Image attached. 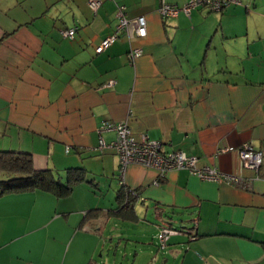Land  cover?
Masks as SVG:
<instances>
[{"label": "crops", "instance_id": "obj_1", "mask_svg": "<svg viewBox=\"0 0 264 264\" xmlns=\"http://www.w3.org/2000/svg\"><path fill=\"white\" fill-rule=\"evenodd\" d=\"M88 1L0 0V148L29 152L35 169L61 179L82 170L63 196L38 187L0 195V264H111L116 220L149 211L179 230L173 245H159L172 264H264V24L255 21L264 0L174 16L161 15V3L187 0H99L95 11ZM120 7L145 17L146 35L120 34L95 52ZM131 45L141 48L134 63ZM106 121H127L134 137L245 185L136 162L121 184L116 133L99 129ZM244 142L262 153L257 173L241 164ZM122 185L135 192L133 218L117 209ZM149 258L168 262L150 252L135 264Z\"/></svg>", "mask_w": 264, "mask_h": 264}, {"label": "built area", "instance_id": "obj_2", "mask_svg": "<svg viewBox=\"0 0 264 264\" xmlns=\"http://www.w3.org/2000/svg\"><path fill=\"white\" fill-rule=\"evenodd\" d=\"M236 0H187L182 5L162 2L159 6V13L164 16H174L182 11L189 15L191 10L198 6H206L213 11H220L229 6ZM89 7L95 11L100 4L99 0H89ZM119 8V20L114 31L101 38L96 43L95 52H101L108 47L120 35L124 34L130 40L134 37H144L146 35V20L143 15H138L134 18H129L123 15ZM75 28H71L65 32L69 37H73ZM141 54L140 46L131 45L128 49L127 56L130 63H134L135 59ZM113 81L110 80L106 84L110 85ZM99 129H113L116 137L110 142L109 146L113 147L118 156V173L119 182L123 184V175L126 166L130 162L141 163L156 169L159 174L164 173L169 169L187 168L192 174L197 175L201 179L220 181L225 180L236 185H245L241 178L236 175L223 173L209 165H200L199 158L195 155H187L184 151L163 152L161 151V141L150 140L146 134H141L139 138L132 135L127 121H106L103 122ZM238 154L243 167L251 169L257 173L258 168L262 162L261 151L253 149L248 142L242 143L238 147ZM127 189V188H126ZM128 192L135 195L132 189ZM176 230L170 226H160L158 240L159 245L163 247L169 235L177 233ZM33 264V263H26Z\"/></svg>", "mask_w": 264, "mask_h": 264}, {"label": "trees", "instance_id": "obj_3", "mask_svg": "<svg viewBox=\"0 0 264 264\" xmlns=\"http://www.w3.org/2000/svg\"><path fill=\"white\" fill-rule=\"evenodd\" d=\"M81 178L82 170L79 168L66 169V175L61 179L59 173H55L49 168L44 170L35 169L29 152L0 148V195L7 191L38 187L49 190L56 196H63L69 193L73 185L80 181ZM121 191V198L117 206L118 211H122L123 214L128 211L132 212V204L135 202L136 196L130 194L123 185L121 186ZM132 210L134 212V209ZM123 214L121 216L126 218V214ZM134 215L133 213L131 218L135 217Z\"/></svg>", "mask_w": 264, "mask_h": 264}, {"label": "rangeland", "instance_id": "obj_4", "mask_svg": "<svg viewBox=\"0 0 264 264\" xmlns=\"http://www.w3.org/2000/svg\"><path fill=\"white\" fill-rule=\"evenodd\" d=\"M255 21L256 23L262 25L264 24V17L257 16ZM142 216L143 215H141V217ZM141 217H138L137 221H135V219H132V221H124L123 219L116 220V227L118 226L116 233L120 231L122 235L121 238H117L119 236L115 237L114 235L115 240L113 239V244L110 245V252L108 256L110 263L135 264V260L136 262L140 261V255L145 257L152 252L155 257H167L168 262L166 264H172L173 260L170 250L165 248L160 249L161 246L159 247L158 225L164 224L162 219L158 218V215L151 211L147 213L144 219ZM176 218L177 215L173 216V225L177 224V220H175ZM175 226H178V224ZM168 238L167 240L169 245H173V242L179 240L180 236L170 235ZM141 252L144 253L141 254ZM153 262L155 261H151V258H149L147 264H153ZM155 264H160V261Z\"/></svg>", "mask_w": 264, "mask_h": 264}, {"label": "water", "instance_id": "obj_5", "mask_svg": "<svg viewBox=\"0 0 264 264\" xmlns=\"http://www.w3.org/2000/svg\"><path fill=\"white\" fill-rule=\"evenodd\" d=\"M99 254H101V253H99Z\"/></svg>", "mask_w": 264, "mask_h": 264}]
</instances>
